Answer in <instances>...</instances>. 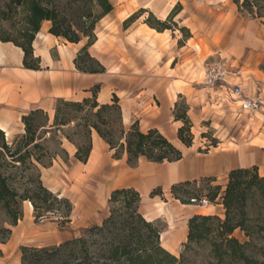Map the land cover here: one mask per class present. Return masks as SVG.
<instances>
[{
    "label": "trees",
    "instance_id": "obj_1",
    "mask_svg": "<svg viewBox=\"0 0 264 264\" xmlns=\"http://www.w3.org/2000/svg\"><path fill=\"white\" fill-rule=\"evenodd\" d=\"M234 3L240 13L246 12L264 24V0H234ZM181 9L178 4L165 21L150 13L145 23L158 32L176 28L187 41L192 37L190 31L173 22ZM113 10L110 0H0V41L22 49L25 69L41 70L33 44L43 24L49 22L51 35L73 44L87 41L74 61L80 73L103 74L106 68L89 49L97 41L98 24ZM136 18L137 15L132 16L125 25ZM100 88L96 85L91 90L92 97L82 101L57 99L53 120L43 109L31 110L22 117L24 133L13 143L8 142L0 129L1 244L10 240L13 228L23 220L25 202L32 204L36 222L56 215L60 225L71 222L74 209L71 201L54 194L42 180V169L52 167L60 156L51 150V142L56 141L58 149L68 158L63 148L66 139L77 149L75 160L87 164L93 148L92 135L96 132L115 151V158L126 152L132 168L141 158L153 163L178 162L184 158V149L193 146L195 137L187 102L180 111L177 101L173 110L175 120L183 124L177 135L184 147L181 149L157 129L143 131L138 121L126 128L119 99L114 95L111 103L100 104L97 101ZM179 99L184 100L182 96ZM215 182L214 178H205L171 187L173 198L183 205H195L193 200L207 197L210 204H217L219 199L224 209L222 217L194 215L189 219L188 240L179 259L161 245L165 226L160 221H148L141 213V194L134 188H122L111 193L109 214L101 225L86 229L81 237L60 245L24 246L22 264H185L184 252L199 245L209 248L208 264H264L249 253V243L243 244L234 237L237 230L248 237L264 234V176L253 166L230 171L224 191ZM155 196H163L161 188L151 193V197Z\"/></svg>",
    "mask_w": 264,
    "mask_h": 264
},
{
    "label": "crops",
    "instance_id": "obj_2",
    "mask_svg": "<svg viewBox=\"0 0 264 264\" xmlns=\"http://www.w3.org/2000/svg\"><path fill=\"white\" fill-rule=\"evenodd\" d=\"M110 1L114 10L98 24L97 41L89 49L90 54L106 68L103 74L80 73L74 61L87 41L73 44L57 38L49 33V22L43 24L33 44L34 55L41 60V70L25 69L22 49L0 41V129L7 138L24 133L22 117L31 110L43 109L53 120L57 99L82 101L92 97L91 90L96 85L101 86L97 94L100 104L111 103L114 95L119 99L126 128L138 121L143 131L157 129L176 146L182 145L177 135L183 124L176 121L173 115L180 96L189 106L192 130L204 120L213 122V114L203 113L205 107L199 97L203 88L196 84L191 73H187L190 66L186 62L190 61L195 69L199 63V52L190 49V42L196 41L197 34L188 26L193 17L189 16L184 0ZM178 4L182 9L174 20L178 28L185 26L192 33L188 42L181 39L176 28L158 32L145 23L150 13L156 19L165 21ZM134 15L137 18L125 25ZM207 89L217 94V98L211 97L217 105L221 100L224 103L225 98L229 99L220 89ZM214 124L211 123L212 128ZM92 143L88 163L75 161L88 166L107 181L102 183L98 203L86 210L87 216L106 208L114 190L134 188L141 194L142 203L146 199L150 202L151 209L148 215L144 213L145 218L164 222L161 245L175 257L182 253L187 243L188 221L192 216L222 217L224 209L219 199L217 204L206 208L183 205L171 194L174 184L214 178V185H219L218 181L222 179V184L226 186L230 171L253 166H257L264 176V147L258 145L241 146L238 150L214 148V151L202 156L196 153L194 144L185 149L184 158L178 162L153 163L141 158L138 165L132 168L127 163L126 152L121 158H115V151L96 132H93ZM63 148L68 158L74 156L75 159V145L63 139ZM60 167L59 162L54 160L52 167L42 169V180L56 173ZM157 188L162 189L163 196L151 197ZM77 214L74 207L71 222L65 227H61L58 220L39 223L35 220L33 206L25 202L23 220L13 228L10 240L6 244L0 243V264H22L21 248L24 246H56L77 237L76 234L71 237L65 231L69 227L75 230ZM106 217L105 213L97 214L95 224L101 225ZM37 231L57 232L58 241L46 238V242H42L32 236Z\"/></svg>",
    "mask_w": 264,
    "mask_h": 264
},
{
    "label": "rangeland",
    "instance_id": "obj_3",
    "mask_svg": "<svg viewBox=\"0 0 264 264\" xmlns=\"http://www.w3.org/2000/svg\"><path fill=\"white\" fill-rule=\"evenodd\" d=\"M183 3L188 8L189 16L193 17L192 22H188V26L197 34L196 41L190 42V49L193 48L199 52L197 69L192 68V63L187 61L186 64L190 66L187 73H191L196 84L198 83L203 88L199 94L202 105L205 107L203 113L213 114L212 119L215 123L212 128L211 123L213 122L204 120L192 130L196 153L203 156L211 150L214 151V148L238 150L241 146L247 145L264 147L263 23L259 20L253 22L246 12L240 13L234 0H184ZM178 35L188 42L182 32L179 31ZM211 64H219L228 68L232 72L231 83L242 86L246 94L260 97L261 109L254 113H245L237 101L225 98L224 103L221 100L217 105L215 99L211 100V97L217 98V94L207 89L209 87L203 83L205 69ZM177 101L181 111L185 107L186 100L178 98ZM66 130L68 131L69 128ZM18 136L9 137L8 142L13 143ZM214 140L218 143H213ZM177 147L184 149L182 145ZM50 148L53 152L60 154L56 160L61 167L56 173L45 176L43 183L54 194H60L69 199L77 209L78 220L74 226L75 230L67 227L65 231L71 237L75 234L81 237L86 229L96 225L97 214H109V205L89 217L86 213L87 209L98 203L102 183L107 179L104 176L99 177L88 166L77 163L74 156L65 157L64 153L58 149L56 141L50 143ZM218 182L224 191L226 186L222 184V179ZM204 194L206 195L207 191H204ZM194 206L198 207V205ZM150 209V202L146 199L142 203L141 213L148 215ZM57 216H51L49 220L42 221L57 220ZM32 222L34 223V220ZM160 222L165 226L162 220ZM1 225L2 219H0V227ZM60 226L65 227L66 225ZM32 236L42 242H46V238L53 242L58 241L57 232L53 234L51 231H37L32 233ZM234 237L243 244L249 243V253L254 255L260 263L264 262V234L248 237L246 233L237 230ZM181 254L177 257L178 259ZM184 257L185 264H208L209 248L206 245L194 246L192 250L184 252Z\"/></svg>",
    "mask_w": 264,
    "mask_h": 264
},
{
    "label": "built area",
    "instance_id": "obj_4",
    "mask_svg": "<svg viewBox=\"0 0 264 264\" xmlns=\"http://www.w3.org/2000/svg\"><path fill=\"white\" fill-rule=\"evenodd\" d=\"M232 72L219 64H211L206 67L203 83L211 89L222 90L229 99L239 102L240 108L245 113H254L261 109L260 97L246 94L239 84H232L230 78ZM198 207L206 208L210 205L207 197L200 201L193 200Z\"/></svg>",
    "mask_w": 264,
    "mask_h": 264
},
{
    "label": "bare ground",
    "instance_id": "obj_5",
    "mask_svg": "<svg viewBox=\"0 0 264 264\" xmlns=\"http://www.w3.org/2000/svg\"><path fill=\"white\" fill-rule=\"evenodd\" d=\"M28 203L32 206V204L30 202H28Z\"/></svg>",
    "mask_w": 264,
    "mask_h": 264
}]
</instances>
